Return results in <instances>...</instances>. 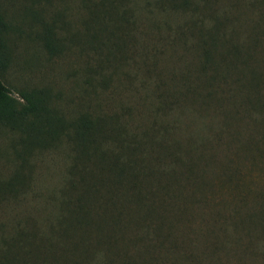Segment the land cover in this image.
<instances>
[{
  "label": "rangeland",
  "instance_id": "374dc122",
  "mask_svg": "<svg viewBox=\"0 0 264 264\" xmlns=\"http://www.w3.org/2000/svg\"><path fill=\"white\" fill-rule=\"evenodd\" d=\"M109 2L0 0V79L66 121L86 115L129 141L148 138L147 158L167 137L195 163L183 252L194 264H264V0ZM214 24L217 67L202 71L196 30ZM19 136L0 121V256L18 233L60 252L52 227L74 148L61 135L42 146Z\"/></svg>",
  "mask_w": 264,
  "mask_h": 264
},
{
  "label": "trees",
  "instance_id": "16d2710c",
  "mask_svg": "<svg viewBox=\"0 0 264 264\" xmlns=\"http://www.w3.org/2000/svg\"><path fill=\"white\" fill-rule=\"evenodd\" d=\"M168 2L185 8L193 0ZM2 27L0 16L1 61ZM196 34L201 70L217 67L213 56L219 27L199 28ZM0 121L19 133L22 144L42 146L61 135L75 151L52 227L65 246L58 252L55 244L14 234L0 264H78L71 260L78 255L84 264L90 260L96 264H194L193 257L182 250L184 237L178 238L177 233L182 234L179 220L190 210L187 202L193 195L187 186L195 163L174 155L167 137L159 140L157 157L147 158L144 148L152 145L148 138L142 141L135 136L129 141L118 130L106 127L103 120L86 115L66 121L35 91L14 97L1 79ZM112 143L116 149H111ZM170 144L176 149L179 146L177 140Z\"/></svg>",
  "mask_w": 264,
  "mask_h": 264
}]
</instances>
